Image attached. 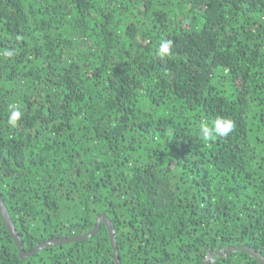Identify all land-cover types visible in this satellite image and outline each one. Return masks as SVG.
<instances>
[{"label":"trees","instance_id":"16d2710c","mask_svg":"<svg viewBox=\"0 0 264 264\" xmlns=\"http://www.w3.org/2000/svg\"><path fill=\"white\" fill-rule=\"evenodd\" d=\"M0 193L26 251L104 214L122 264H261L218 250L264 255V0H0ZM0 264L116 262L104 221L22 258L0 213Z\"/></svg>","mask_w":264,"mask_h":264},{"label":"water","instance_id":"95a60500","mask_svg":"<svg viewBox=\"0 0 264 264\" xmlns=\"http://www.w3.org/2000/svg\"><path fill=\"white\" fill-rule=\"evenodd\" d=\"M0 213L2 215L4 222H5L6 227L8 228V230L11 233L15 243L17 244V246L19 248V253H20L22 258H28L29 256H32L35 253H37V252L41 251L42 249L47 248L49 246H53V245H57L60 243H65V242H70V241H77V240L86 239L87 237L92 236L93 234L98 232V230L101 227L102 221H104L107 224L108 230L110 232V240H111V245H112V248L114 251L115 262H116V264H122L120 254H119V250H118V246H117L118 244H117L116 229H115V226H114L112 220L107 215L100 214L97 217L95 227L89 233H86V234L81 235V236H73V237L64 236V237L48 239V240H45V241L39 243L34 249L26 251L24 249L20 233L16 227V224H15V222L11 216V213L9 211V208H8L3 196L1 195V193H0ZM240 250L250 253L251 255L256 257L260 261L261 264H264V255L260 251L255 249L254 247L247 246V245H240V246L228 245L225 248L218 250V254L220 256L221 255L227 256V255H230L232 252L240 251ZM214 259H215V256H213V254L210 253V255L205 258L203 264H208L211 261H213Z\"/></svg>","mask_w":264,"mask_h":264},{"label":"clouds","instance_id":"9594fccd","mask_svg":"<svg viewBox=\"0 0 264 264\" xmlns=\"http://www.w3.org/2000/svg\"><path fill=\"white\" fill-rule=\"evenodd\" d=\"M172 41L167 40L161 43L159 47L158 54L163 58L165 56L171 55ZM5 55L11 56L12 52L8 51L4 53ZM10 107L9 124L15 126L17 121L21 117V112L17 105L12 104ZM235 121L228 118L218 117L211 125L207 122L202 121L199 125L198 131L200 139L204 142L213 141L218 137H227L235 129Z\"/></svg>","mask_w":264,"mask_h":264}]
</instances>
